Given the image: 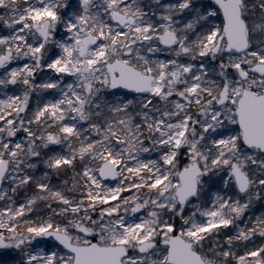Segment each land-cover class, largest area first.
<instances>
[{
  "label": "snow or ice",
  "instance_id": "snow-or-ice-1",
  "mask_svg": "<svg viewBox=\"0 0 264 264\" xmlns=\"http://www.w3.org/2000/svg\"><path fill=\"white\" fill-rule=\"evenodd\" d=\"M0 264H264V0H0Z\"/></svg>",
  "mask_w": 264,
  "mask_h": 264
}]
</instances>
